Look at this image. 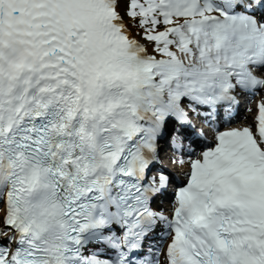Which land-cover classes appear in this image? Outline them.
I'll use <instances>...</instances> for the list:
<instances>
[{
  "label": "snow or ice",
  "instance_id": "snow-or-ice-1",
  "mask_svg": "<svg viewBox=\"0 0 264 264\" xmlns=\"http://www.w3.org/2000/svg\"><path fill=\"white\" fill-rule=\"evenodd\" d=\"M0 264H264V0H0Z\"/></svg>",
  "mask_w": 264,
  "mask_h": 264
}]
</instances>
